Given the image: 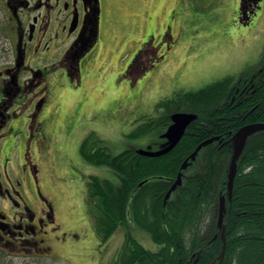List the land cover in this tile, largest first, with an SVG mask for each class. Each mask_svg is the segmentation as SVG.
Returning <instances> with one entry per match:
<instances>
[{
    "label": "rangeland",
    "instance_id": "1",
    "mask_svg": "<svg viewBox=\"0 0 264 264\" xmlns=\"http://www.w3.org/2000/svg\"><path fill=\"white\" fill-rule=\"evenodd\" d=\"M238 9L239 0H101L98 37L79 65L80 78L61 66L51 72L37 115L42 126L19 145L21 178L29 177V162L38 170L27 195L52 207L65 241L45 264H112L127 233L146 250H160L131 214L107 242L97 238L88 178H118L85 162L79 147L94 133L114 155L157 150L165 127L146 133L142 125L165 113L160 101L226 76L256 75L264 67V0L243 25Z\"/></svg>",
    "mask_w": 264,
    "mask_h": 264
},
{
    "label": "trees",
    "instance_id": "2",
    "mask_svg": "<svg viewBox=\"0 0 264 264\" xmlns=\"http://www.w3.org/2000/svg\"><path fill=\"white\" fill-rule=\"evenodd\" d=\"M239 2L238 19L245 24L260 0ZM158 107H165V113L159 120L143 124V132H152L159 125L166 128L172 112L198 116L167 154L146 157L126 149L114 155L93 133L82 141V159L110 168L118 178L117 182L88 178L95 232L106 242L131 214L134 223L161 246L160 251L145 250L127 234L114 264H211L223 245L217 219L219 197L226 192L231 137L241 127L264 124V69L252 78L226 76L199 90L177 92ZM213 137L219 141L201 149L182 171L181 186L163 205L183 161L201 142ZM141 182L144 184L139 186ZM225 207L224 255L214 264H264V131L247 139Z\"/></svg>",
    "mask_w": 264,
    "mask_h": 264
},
{
    "label": "flooded vegetation",
    "instance_id": "3",
    "mask_svg": "<svg viewBox=\"0 0 264 264\" xmlns=\"http://www.w3.org/2000/svg\"><path fill=\"white\" fill-rule=\"evenodd\" d=\"M96 11L95 0H0V264H45L65 242L51 208L27 195L35 167L21 178L17 157L46 100L51 61L75 77Z\"/></svg>",
    "mask_w": 264,
    "mask_h": 264
},
{
    "label": "water",
    "instance_id": "4",
    "mask_svg": "<svg viewBox=\"0 0 264 264\" xmlns=\"http://www.w3.org/2000/svg\"><path fill=\"white\" fill-rule=\"evenodd\" d=\"M196 119L195 115L192 114H186V113H176L171 116L172 124L169 126L165 134L163 135V138L166 139V142L160 147L158 151H151L150 149L147 150H139L137 151L138 154L147 156V157H159L161 155L169 153L182 139L185 130L187 129L188 125ZM264 131V124H252L247 125L242 128H240L235 136L233 137V151L232 156L229 164V169L227 173V182H226V188H227V196L230 199L232 187H233V181L237 172V160L240 157L247 139L255 134L256 132ZM218 138H212L207 141L202 142L195 150L194 152L189 156L188 159H186L182 165V170H185L188 166L189 160L193 162L198 154V152L205 146L210 145L214 141H217ZM181 185V174H178L176 182L172 185L171 189L167 192L165 196V201L170 197L171 193L176 189V187ZM225 212V196L220 197V203H219V214H218V227L221 228V239L223 241V250L220 254V256L217 259H220L224 255V248H225V227L222 226L223 223V216ZM215 263V261L212 262V264Z\"/></svg>",
    "mask_w": 264,
    "mask_h": 264
},
{
    "label": "bare ground",
    "instance_id": "5",
    "mask_svg": "<svg viewBox=\"0 0 264 264\" xmlns=\"http://www.w3.org/2000/svg\"><path fill=\"white\" fill-rule=\"evenodd\" d=\"M234 182V181H233ZM233 188V187H232Z\"/></svg>",
    "mask_w": 264,
    "mask_h": 264
}]
</instances>
